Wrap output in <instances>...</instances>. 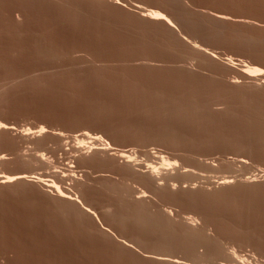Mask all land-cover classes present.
<instances>
[{
	"label": "rangeland",
	"instance_id": "374dc122",
	"mask_svg": "<svg viewBox=\"0 0 264 264\" xmlns=\"http://www.w3.org/2000/svg\"><path fill=\"white\" fill-rule=\"evenodd\" d=\"M119 2L0 0V123L9 127L0 129V175H25L0 180V264H159L153 245L136 237L144 231L116 229L104 209L109 203L125 211L129 204L121 187L138 180L112 155L131 149L143 167L151 159L162 168L160 154L180 162L163 172L174 174L170 185L189 199L178 206L172 195L150 194L152 211L169 209L177 221L195 216L226 253L264 264V77L245 66L264 69V0ZM146 9L166 14L176 28L144 20ZM193 45L220 58L198 54ZM227 58L238 66L232 69ZM41 127L45 132L35 133ZM86 130L116 144L105 165L89 164L93 155L76 146L74 138ZM223 178L231 185L223 186ZM55 186L75 194L72 202L85 194L106 225L101 230L113 228L137 248L129 251L86 213H73L71 199H59ZM227 258L204 263H232Z\"/></svg>",
	"mask_w": 264,
	"mask_h": 264
},
{
	"label": "bare ground",
	"instance_id": "6f19581e",
	"mask_svg": "<svg viewBox=\"0 0 264 264\" xmlns=\"http://www.w3.org/2000/svg\"><path fill=\"white\" fill-rule=\"evenodd\" d=\"M99 1V0H98ZM100 1H106V2H110V3H114V5L115 4H119V6H120V2H117V0H100ZM180 2V1H179ZM182 2V1H181ZM184 2V1H183ZM184 4V3H183ZM142 8V7H141ZM152 9H155V8H152ZM145 10V9H144ZM141 11V10H140ZM143 11V10H142ZM144 12H145V14H144ZM144 12H142L143 13V15H142V17H143V19L145 20H148V21H150V22H155V23H159L160 25L161 24H163V25H165L169 30L168 31H173V29L174 28H176L174 25L175 24H173L174 22H172L173 20H171L169 17H167L166 16V14H164V13H162L161 11H157V10H150V9H146V11H144ZM227 17V16H226ZM215 18H217V19H219V21L221 20V21H223L224 22V17H222V15L221 16H219L218 15V17H215ZM176 31V30H175ZM170 33H172V32H170ZM171 35V34H170ZM174 35V34H173ZM180 36V35H179ZM172 37H174V36H172ZM179 38V37H178ZM182 39H184L183 37H182ZM177 40V39H176ZM179 40V39H178ZM187 41V40H186ZM180 42H182V40H180ZM181 44V43H180ZM182 44H183V42H182ZM195 49V52H198V54L199 53H201V55L203 54V55H205V56H207V57H210V58H212L211 60H213V59H215V60H217L218 58H220V57H218L217 58V56H213V55H210V53H207L206 51H204L202 48H200V47H198V46H194L193 45V47H192V49ZM194 51V50H193ZM198 54H197V56H198ZM200 55V56H201ZM194 56V55H193ZM195 57V56H194ZM203 57V56H202ZM198 58V57H197ZM200 58V57H199ZM217 58V59H216ZM192 59V58H191ZM206 59H208V58H206ZM227 59H229L228 60V64H227V62H226V64L228 65V66H230L232 69H234L235 68V66H238V64L236 63H234V59H232V58H227ZM227 59H226V61H227ZM225 61V60H224ZM244 62V61H243ZM242 63V62H241ZM253 64V63H252ZM248 65V66H247ZM245 66H247L246 68H247V72H248V74H256L257 75V73L261 76H263L264 77V69H260V67L258 66H256V65H249V64H245ZM244 66V67H245ZM247 74V75H248ZM258 76V75H257ZM261 76V77H262ZM252 77H254L255 78V76H252ZM253 79V78H252ZM180 106H182L181 104H179ZM197 110V109H196ZM190 111V110H189ZM192 112V111H191ZM0 129H6V130H9V127L8 126H6V125H4V124H2V123H0ZM40 130L39 131H37V132H35V133H39V134H41V133H43V132H45V128L44 127H41V128H39ZM27 131H28V129H27ZM29 132H31V130H29ZM34 133V134H35ZM30 134V133H29ZM33 134V133H32ZM26 135V134H25ZM169 137V136H168ZM74 140H75V142H76V146H78V148L79 149H85L87 152L86 153H91V155H93V156H91L90 158V160H88L87 158V161H88V163L90 164V163H94V164H97V163H103L104 165L106 164L105 163V161H106V159H107V157H109V156H107L108 154L110 155V152H112L113 150H115L116 151V148H115V146L114 145H116V144H112L108 139H106L102 134H99L98 132L96 133H93L91 130L89 131V130H86V131H84L82 134H80L79 136L77 135L75 138H74ZM168 140H170L169 138H168ZM174 141V140H173ZM170 142V141H169ZM78 149V150H79ZM136 149V148H135ZM155 149V148H154ZM84 150V151H85ZM76 152H78V151H76ZM85 153V154H86ZM157 153V152H156ZM159 153V152H158ZM88 154V155H89ZM136 151L135 150H126V151H119V152H117V153H115V154H111L112 156H116L120 161L119 162H121V167L120 168H123V171L124 172H127L126 174H130V176L132 175V179L133 178H137V182L139 183V180H140V185L139 184H137V182H136V180L135 179H133V180H135V183H134V185L135 184H137V185H139V186H141V187H139V188H135V190H137L138 191V193H134L135 192V190H134V185L132 186L133 187V189H132V187H129L130 185H128L127 186V184L125 185V184H123L122 182V184H123V188L121 187V192H123L125 195H126V197H127V199H129V201H127L128 203H126L125 201H124V203H126V204H128L127 205V207H126V205H124L123 203H122V205H124L125 207V211L123 210H120L119 209V207H117V209L116 208H113L112 206H110L109 207V205H111V204H109L108 202V205H107V207L105 206V213L106 214H108V216H106V217H110V219H111V221L113 222V223H115V224H118V225H115L116 227V229H117V226H119V225H121V226H124V227H122V228H125V226H129V225H131V226H129L128 228H129V230L132 228H135V229H137V232H136V230H135V233H138L139 231L140 232H142V231H144V233L142 232V233H139V234H137L138 236H136V237H138V240H140L141 239V241H140V244H141V242H142V238H144L146 241H144L146 244L148 243L149 245L151 244V246L153 245V247H150L149 245H147V246H149L150 247V249H155L156 250V252H158V253H156L155 255H156V258H157V260H158V263L160 264H182L181 263V261H179V263H177V261H175V260H182V261H185V262H187V264L189 263V264H199L200 262H201V264H202V261H203V263L205 262V260H207L208 259V261H209V263H210V258H213V256L215 255V256H219V255H224V254H227L228 256H229V258L231 259V262L232 263H229L228 261V263L229 264H247V263H249V262H247L245 259H243V256H242V258L238 255V253L236 252V251H234V252H230L231 250H229L228 252H230V254H228V253H226V251L224 250L225 248H223L224 247V245L217 239V238H215V237H217V236H215L214 238H215V240L214 239H212V237L210 238V237H208L207 235V233H206V226L204 225H202V224H200V225H198L199 223H198V219L197 218H194V217H188V215H187V217L185 218H179L180 220H176V218L174 219V217L176 216V215H174L173 214V212L172 211H169V209L168 210H160V208L158 209V210H156L157 209V207L155 208V211H152V206H151V204H152V202H151V200L153 201V199L154 198H150L149 200H150V202L149 201H147V198L148 197H150V194L151 195H154V196H152V197H157V198H159V197H161L160 195H165V194H167V196H168V194H169V197H171V195H172V197L170 198V200L173 198L174 199V201H176L177 200V202L180 200V201H187L186 199L188 198L187 197V193H186V191H184V190H177V186L173 183V185L171 184L170 185V183L171 182H175L174 181V179H175V176H174V174H171V173H169V172H166V173H164L163 172V170H166V171H170V169H173V170H175V168H177V167H179V165H180V162L179 163H174V164H172L171 163V161L167 158V157H165L164 155H162V154H160V155H158V156H160L159 157V160L161 161V163H162V166L163 167H166V168H161V167H159V163L158 164H156V163H154V162H150V157H149V159L150 160H148L147 161V159H146V164H144V167L143 166H140V164H138L137 163V158H136ZM80 155H82V154H80ZM149 156V155H148ZM40 157V156H39ZM78 157V156H77ZM83 157V156H82ZM138 157V156H137ZM154 157V156H153ZM3 158V157H2ZM41 158H42V156H41ZM151 158H152V156H151ZM157 158V157H156ZM85 159V160H86ZM1 160V159H0ZM44 160V159H43ZM79 160V159H78ZM83 160V159H82ZM114 160H116V159H114ZM157 160H158V158H157ZM156 160V161H157ZM87 161H86V163H87ZM117 161V160H116ZM115 161V162H116ZM241 161V160H240ZM245 161V160H244ZM85 162V161H84ZM97 162V163H96ZM118 163V162H117ZM116 163V164H117ZM240 163V162H239ZM84 164V163H83ZM142 164V165H143ZM179 164V165H178ZM203 164V163H202ZM232 164V163H231ZM85 165V164H84ZM104 165H103V167H104ZM108 165H110V164H108ZM234 165V164H233ZM107 166V165H106ZM186 166V165H185ZM231 167H233L232 165H230ZM92 167V166H91ZM208 167V166H207ZM71 168L72 169H70V170H73V168H74V166H71ZM181 168H183V169H185L183 166L181 167ZM69 169V168H68ZM143 169V170H142ZM188 169H189V167H188ZM141 170V171H140ZM172 170V171H173ZM181 170V169H180ZM122 171V170H121ZM192 171V170H191ZM106 172V171H105ZM184 172H189V171H184ZM193 172V171H192ZM72 175H69V177L71 178V179H73V181H75V179H76V174H75V172L74 171H72ZM176 173V172H175ZM178 173H179V171H178ZM182 173V172H181ZM69 174V173H68ZM177 174V173H176ZM195 174V173H194ZM127 175V176H128ZM182 175H183V173H182ZM187 175V174H186ZM25 176V175H24ZM24 176H23V174H14V175H10V174H4V175H0V180L2 179L3 181V183L2 184H4V183H12V182H16V181H21V180H23V178H24ZM125 176V175H124ZM179 176V175H178ZM188 176V175H187ZM190 176V175H189ZM194 176V175H193ZM63 177V176H62ZM68 177V176H67ZM87 177V176H86ZM93 177V176H92ZM120 177V176H119ZM179 177H181V176H179ZM183 177L184 178H186V179H188L187 177H185L184 175H183ZM182 177V178H183ZM66 178V177H65ZM64 178V179H65ZM79 178V177H78ZM121 178H123V177H121ZM130 178V177H129ZM25 179V178H24ZM67 179V178H66ZM190 180H191V178H189ZM231 179V178H230ZM250 179V178H249ZM79 180H82V179H79ZM87 180H88V177H87ZM122 180V179H121ZM125 180H127L126 178H125ZM129 180H131V179H129ZM176 180V179H175ZM179 180H181V178L179 179ZM85 181V180H84ZM115 181V180H114ZM183 181H185L184 179H183ZM221 184L224 186V185H226V186H228V184H230L231 182H230V180H229V178H223V179H221ZM76 182H78V181H76ZM89 182V181H88ZM123 182H124V180H123ZM130 182V181H129ZM128 182V183H129ZM182 182V181H181ZM84 183V182H83ZM85 183H86V181H85ZM90 183V182H89ZM93 183V182H92ZM96 183V182H95ZM108 183V182H107ZM88 184V183H87ZM86 184V185H87ZM111 184H113V182L111 183ZM142 184V185H141ZM46 185V184H45ZM56 185V184H55ZM84 185V184H83ZM93 185V184H92ZM96 185V184H95ZM100 185V184H99ZM104 185V184H103ZM136 185V186H137ZM231 185V184H230ZM73 186V185H72ZM76 186V185H75ZM106 186V185H105ZM135 186V187H136ZM56 187V188H55ZM54 188L57 190V192H58V197H59V199H62V200H65V201H67V199H71V202H70V204H71V206H72V208L74 207V209H76V211L75 212H73V213H81V214H87L89 217H91L92 219L91 220H94L95 222H96V224L97 225H100V230L103 228V229H105L104 227H106V225L104 226L103 225V222H102V219L100 218V214L98 213V211H97V209L96 208H94V207H92V206H90L88 203H85L84 201H85V199L86 198H83L82 199V197H83V195H85V194H83L82 196H81V198H79V200L77 201V200H75L74 202H72L73 201V196L75 197V194L73 195V193H71L70 194V192L68 193V191L67 192H65V191H62L61 189H63V188H60V187H58V186H55ZM74 187V186H73ZM72 187V188H73ZM78 190H79V192H78V194L80 193V192H84V191H82L81 190V184H78ZM86 187H88V185L86 186ZM98 187H100V186H98ZM107 187V186H106ZM230 187V186H229ZM115 188H116V186H115ZM141 188V189H140ZM186 188V187H185ZM76 189V188H75ZM75 189H72V190H75ZM88 189V188H87ZM86 189V190H87ZM92 189V188H91ZM99 189V188H98ZM117 189V188H116ZM190 189V188H189ZM195 189V188H194ZM201 189V188H200ZM84 190V189H83ZM93 190V189H92ZM111 190V189H110ZM193 189L191 188V191H192ZM70 191V190H69ZM96 191V190H95ZM117 191H118V189H117ZM136 191V192H137ZM196 192L198 191V189L197 190H195ZM201 191V190H200ZM203 191V190H202ZM206 191V190H205ZM208 191V190H207ZM87 192H89L88 190H87ZM113 192H115L114 190H113ZM120 192V193H121ZM187 192H189V194H190V191H187ZM195 192V193H196ZM76 193V192H75ZM93 193H94V191H93ZM112 193V192H111ZM57 194V193H56ZM78 194H77V196H78ZM88 194V193H87ZM86 194V195H87ZM97 194V193H96ZM119 194V193H118ZM122 194V193H121ZM194 194V193H193ZM193 194H191V195H193ZM98 195V194H97ZM111 195V194H110ZM137 195H140V196H137ZM197 195V194H196ZM76 196V197H77ZM100 196V195H99ZM113 196H114V194H113ZM78 197H80V196H78ZM88 197H89V195H88ZM96 197V196H95ZM112 197V196H111ZM119 197V196H118ZM125 197V196H124ZM164 197V196H163ZM176 198V200H175V198ZM187 197V198H186ZM190 197V196H189ZM199 197H200V195H199ZM96 198H98V196L96 197ZM95 198V199H96ZM114 198V197H113ZM201 198V197H200ZM203 198V197H202ZM76 199H78V198H76ZM80 199H82L83 201H81ZM89 199H90V197H89ZM92 199V198H91ZM117 199V198H116ZM122 199V198H121ZM163 199V198H162ZM189 199V198H188ZM205 199V198H204ZM101 200V199H100ZM105 200H106V198H105ZM156 200V199H155ZM169 200V201H170ZM191 200V199H190ZM193 200V199H192ZM201 200V199H200ZM206 200V199H205ZM60 201V200H59ZM69 201V200H68ZM95 201V200H94ZM114 201V200H113ZM120 201V200H119ZM163 201V200H162ZM168 201V200H167ZM168 201V202H169ZM179 201V202H180ZM99 202V201H98ZM97 202V203H98ZM101 202V201H100ZM157 202V201H156ZM192 202H194V201H192ZM202 202H204L205 203V201H202ZM90 203H91V201H90ZM95 203V202H94ZM97 203H95V204H97ZM106 203V204H107ZM115 204L117 203V202H114ZM160 203V202H159ZM163 203V202H162ZM161 203V204H162ZM181 203V202H180ZM207 203V202H206ZM65 204V203H64ZM105 204V203H104ZM103 204V205H104ZM156 204V203H155ZM155 204H152V205H155ZM171 204V203H170ZM173 204V203H172ZM171 204V205H172ZM177 204V203H176ZM194 204H195V202H194ZM196 204H198V202L196 203ZM202 204V203H201ZM60 205H61V203H60ZM175 205V204H174ZM179 205H182V203L181 204H178V206ZM156 206H158V205H156ZM161 206V205H160ZM164 206V205H163ZM166 206V205H165ZM189 206H190V204H189ZM192 206H194V205H192ZM100 207L103 209V207L104 206H101L100 205ZM155 206H153V208H154ZM170 207V206H169ZM168 207V208H169ZM195 207V206H194ZM172 208V207H171ZM178 208V207H177ZM193 208V207H192ZM197 208H199V207H197ZM173 209V208H172ZM194 209V208H193ZM205 209V208H204ZM71 210V209H70ZM107 210V211H106ZM154 210V209H153ZM175 210V209H174ZM194 210H196V209H194ZM65 211H68V210H65ZM71 211H73V209L71 210ZM202 211V210H201ZM103 212V211H102ZM175 212H177V211H175ZM179 212V211H178ZM181 213L183 212V211H180ZM192 212V211H191ZM194 212V211H193ZM185 213H186V211H185ZM189 214H190V212H188ZM85 214V216H87ZM103 214V213H102ZM105 214V215H106ZM79 215V214H78ZM181 215V214H180ZM201 215H202V213H201ZM200 215V216H201ZM80 216V215H79ZM78 216V217H79ZM178 216V215H177ZM76 217V216H75ZM81 217V216H80ZM199 217V216H198ZM201 217H203V216H201ZM87 218V217H86ZM81 219V218H80ZM106 219V218H105ZM107 219H109V218H107ZM110 219H109V221H110ZM76 220V219H75ZM85 220H90L89 218H87V219H85ZM85 220H84V222H85ZM202 220H204V218L202 219ZM83 221V220H82ZM110 221V222H111ZM91 222V221H90ZM93 222V221H92ZM107 222V221H106ZM111 222V223H112ZM200 222V221H199ZM89 223V222H88ZM111 223H110V225H111ZM202 223V222H201ZM96 224H94V225H96ZM109 224V223H108ZM207 224V223H206ZM113 227H114V225H112ZM133 226V227H132ZM108 227V226H107ZM99 228V227H98ZM119 228V227H118ZM127 227H126V229H128ZM108 229V228H107ZM113 229V228H112ZM111 228L110 229H108L109 231H107V230H103V231H107V232H109L111 235L110 236H112L113 235V237H114V240H115V238H116V241H118V242H120V244H122L124 247H126L128 250L129 249H135V248H137V247H135L136 245H134V243H132V242H130V240L129 241H126L128 238H126V240H124L123 238H125V237H120V236H118L117 234H115L114 232H113V230H112ZM233 229V228H232ZM236 229H238V228H236ZM207 230H209V229H207ZM102 231V230H101ZM102 231V232H103ZM120 231H122L121 229H120ZM124 231V232H123ZM123 233H125V230L123 229ZM240 231V230H239ZM238 231V232H239ZM130 232H133V230L132 231H130ZM209 232V231H208ZM237 232V231H236ZM106 233V232H105ZM117 233V232H116ZM211 233V232H210ZM226 233V232H225ZM241 233V232H240ZM240 233H237L238 235L240 234ZM121 234V233H120ZM130 234V233H129ZM129 234H128V236H129ZM243 234H245V233H243ZM242 233H241V235H243ZM107 235V234H106ZM109 236V237H110ZM127 236V237H128ZM131 236H132V234H131ZM213 236V235H212ZM106 237V236H105ZM133 238H136L135 236H132ZM132 237H129V238H132ZM218 237H219V235H218ZM222 237H224V236H222ZM243 237H245V236H243ZM110 238H112V237H110ZM227 238V237H226ZM247 238V237H246ZM143 239V240H144ZM217 239V240H216ZM113 240V241H114ZM228 240V239H227ZM111 241V240H110ZM232 241V240H231ZM134 242V241H133ZM144 242H142V244L144 243ZM223 242V241H222ZM228 242V241H227ZM249 243V242H248ZM118 243H116V245H117ZM136 244V243H135ZM141 244V245H142ZM146 244L144 245L145 247H146ZM121 245V246H122ZM138 245H139V243H138ZM223 245V246H222ZM227 245V244H226ZM229 245V244H228ZM242 245H243V243H242ZM120 246V245H119ZM120 246V247H121ZM239 246V245H238ZM247 246V245H246ZM245 246V247H246ZM249 246V245H248ZM247 246V247H248ZM115 247V246H114ZM133 247V248H132ZM143 247V246H142ZM233 247V246H232ZM246 247V248H247ZM250 247V246H249ZM262 247V246H261ZM117 248V247H116ZM144 248V247H143ZM143 248H140L139 246H138V249H142L143 250ZM234 248V247H233ZM263 248V247H262ZM120 249V248H119ZM147 249H148V247H147ZM149 249V250H150ZM202 249V250H201ZM230 249V248H229ZM238 249H239V247H238ZM244 249V248H243ZM122 250H124V249H122ZM139 250V251H140ZM145 250V249H144ZM152 250H150V251H152ZM154 250V251H155ZM228 250V249H227ZM233 250V249H232ZM117 251V250H116ZM119 251V250H118ZM126 251V250H125ZM130 251V250H129ZM262 251H264L263 249H262ZM135 252V251H134ZM147 252H148V250H147ZM146 252V253H147ZM153 252V251H152ZM151 252V254H153L154 255V253H152ZM241 252V251H240ZM239 252V253H240ZM130 253V252H129ZM132 253V252H131ZM130 253V254H131ZM136 253V252H135ZM134 253V254H135ZM143 253H145V251H143ZM149 253V252H148ZM244 253V252H243ZM141 254V253H140ZM139 254V255H140ZM182 254V256H180V255ZM252 254V253H251ZM124 255V254H123ZM133 255V254H132ZM179 255V256H178ZM183 255H184V257H183ZM243 255V254H242ZM246 255V254H245ZM253 255V254H252ZM257 255V254H256ZM126 257H127V255H125ZM134 256V255H133ZM226 256V255H225ZM247 256V255H246ZM250 256V255H249ZM259 256V255H258ZM132 257V256H131ZM137 257V256H136ZM139 257V256H138ZM143 257V256H142ZM151 257H153V256H151ZM150 257V258H151ZM254 257H256V256H254ZM253 257V258H254ZM260 257V256H259ZM128 258H130V257H128ZM127 258V259H128ZM143 258H145V257H143ZM148 258V257H147ZM155 258V259H156ZM220 258H221V256H220ZM220 258H219V260H220ZM229 258H227V259H229ZM248 258V257H247ZM258 258V257H257ZM133 259V258H132ZM146 259V258H145ZM153 259V258H152ZM151 259V260H152ZM222 260H224L223 259V257L221 258ZM248 259H251V258H248ZM256 259V258H255ZM137 260H138V258H137ZM148 260V259H147ZM147 260H146V263H147ZM157 260H155V262L157 261ZM134 261H136V260H134ZM153 261H154V259H153ZM176 263H175V262ZM211 261H212V259H211ZM249 261V260H248ZM259 261V260H258ZM138 262H140L139 260H138ZM137 262V263H138ZM149 262V261H148ZM184 262V263H185ZM220 262V261H219ZM218 262V263H219ZM223 262V261H222ZM225 262V261H224ZM226 262V263H227ZM253 262V261H252ZM255 262V261H254ZM260 262V261H259ZM135 263V262H134ZM183 263V264H184ZM213 263V262H212ZM216 263H217V261H216ZM226 263H221V264H226ZM251 263V262H250ZM249 263V264H250ZM257 263V262H256ZM255 263V264H256ZM262 263V262H261ZM142 264H144V263H142ZM149 264V263H148ZM152 264H153V262H152ZM186 264V263H185ZM205 264V263H204ZM208 264V263H207ZM254 264V263H253Z\"/></svg>",
	"mask_w": 264,
	"mask_h": 264
},
{
	"label": "snow or ice",
	"instance_id": "6c2138e0",
	"mask_svg": "<svg viewBox=\"0 0 264 264\" xmlns=\"http://www.w3.org/2000/svg\"><path fill=\"white\" fill-rule=\"evenodd\" d=\"M117 2H119V0H117Z\"/></svg>",
	"mask_w": 264,
	"mask_h": 264
}]
</instances>
